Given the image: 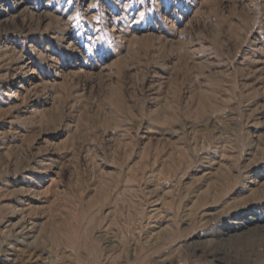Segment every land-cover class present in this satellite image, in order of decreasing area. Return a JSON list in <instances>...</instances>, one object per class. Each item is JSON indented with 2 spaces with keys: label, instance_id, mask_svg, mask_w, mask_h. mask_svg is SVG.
<instances>
[{
  "label": "rangeland",
  "instance_id": "1",
  "mask_svg": "<svg viewBox=\"0 0 264 264\" xmlns=\"http://www.w3.org/2000/svg\"><path fill=\"white\" fill-rule=\"evenodd\" d=\"M0 264H264V0H0Z\"/></svg>",
  "mask_w": 264,
  "mask_h": 264
},
{
  "label": "bare ground",
  "instance_id": "2",
  "mask_svg": "<svg viewBox=\"0 0 264 264\" xmlns=\"http://www.w3.org/2000/svg\"><path fill=\"white\" fill-rule=\"evenodd\" d=\"M21 68H24V66H23V67H21Z\"/></svg>",
  "mask_w": 264,
  "mask_h": 264
}]
</instances>
